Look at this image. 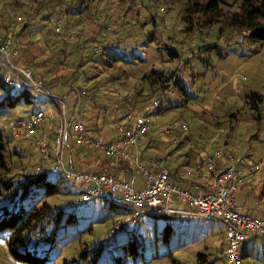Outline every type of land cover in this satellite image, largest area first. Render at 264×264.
Listing matches in <instances>:
<instances>
[{
    "label": "rangeland",
    "instance_id": "rangeland-1",
    "mask_svg": "<svg viewBox=\"0 0 264 264\" xmlns=\"http://www.w3.org/2000/svg\"><path fill=\"white\" fill-rule=\"evenodd\" d=\"M9 1L0 0V41L12 39L18 51L16 63L26 66L35 78H56L49 85L52 93L68 85L90 101L95 108L92 117L106 131L110 115L115 121L116 113L145 114L149 122L145 136L151 143L142 139L136 150L140 160H152L149 168L160 163L159 169L177 168L182 174H192L196 168L197 176L200 169L195 158L219 149L259 161L260 170L250 179L255 181L252 189H246V197L238 196L240 191L236 196L239 210L264 217V43L223 19L208 24L198 12L190 21L184 12L190 0H19L25 4L21 13ZM240 1L227 0L221 6L223 14L238 11ZM42 14L51 19L37 17ZM15 18L13 29L21 32L14 36L10 28ZM22 21L30 22L25 31L20 28ZM172 50L178 56H172ZM104 60L110 65L102 64ZM152 70L176 76L162 91L160 83L153 86V80L145 77ZM30 89L34 104L22 99L0 115L5 160L0 165V216L5 208L38 207L44 201L52 206L40 221L38 229L43 231L34 232L29 243L39 257L46 256L42 264H116L118 259L121 264H196L200 253L211 261L212 241L217 245L214 252L220 246L219 219L194 217L186 223L143 214L131 223L125 207L111 206L109 191L84 201L81 186L56 168L53 155L46 171L48 179L58 182V192L46 196L42 187H30L23 194L22 173L37 171L40 160L35 140L45 137L51 151L49 125L54 128L59 121L58 117L46 120L39 126L48 127L47 131L35 128L30 135L22 133L20 140L13 138V117L36 109L58 112L48 97ZM251 93L261 95V100ZM78 118L84 125L91 122L81 115ZM175 123L186 124L187 129L162 131ZM72 140L69 136L64 152L67 168ZM118 221L123 224L114 230ZM168 224L171 231L165 234ZM11 233L0 220V264H28L10 254ZM254 240L255 248L248 252L250 262L264 264V239Z\"/></svg>",
    "mask_w": 264,
    "mask_h": 264
},
{
    "label": "built area",
    "instance_id": "built-area-1",
    "mask_svg": "<svg viewBox=\"0 0 264 264\" xmlns=\"http://www.w3.org/2000/svg\"><path fill=\"white\" fill-rule=\"evenodd\" d=\"M56 29L59 31L58 27ZM17 54L11 38L0 41V57L3 58L6 69L4 82L11 86L18 78H24L30 88L55 100L59 104L60 112L48 113L36 109L26 116L13 119L10 123L13 138L22 139V133L27 135L44 121L49 119L53 121L58 117L51 144L54 164L56 168L63 170L66 178L81 186L84 201L100 197L109 191L111 194L109 200L115 205L125 207L131 223H136L143 214L177 215L185 220L190 217L219 219L223 223L227 264H248L242 252V245L251 234L264 238V217L238 210L235 206L234 192L239 186L251 182V177L261 168L259 161L247 156H236L222 149L214 153L202 152L196 160L200 172L196 179H193L200 191L194 192L191 187L173 181L168 170L159 169L155 165L152 166L153 169L149 168L151 165L148 164L152 160L147 162L139 159L136 148L149 128L145 114L135 117L130 114L124 116L118 125L119 136L113 140L95 138L87 132L83 121L78 118L80 116L78 105L68 107L63 98L51 94L44 83L35 78L26 66L15 62ZM157 104L156 101L153 106L157 107ZM161 129L165 133H172L187 129V125L175 123L171 128ZM69 136L77 144L100 150L108 158L133 161L141 181L135 184L111 172H96L91 168L77 170L71 165L67 168L64 152ZM35 144L46 158L48 144L45 137L35 140ZM122 224V221H118L114 230Z\"/></svg>",
    "mask_w": 264,
    "mask_h": 264
},
{
    "label": "trees",
    "instance_id": "trees-1",
    "mask_svg": "<svg viewBox=\"0 0 264 264\" xmlns=\"http://www.w3.org/2000/svg\"><path fill=\"white\" fill-rule=\"evenodd\" d=\"M17 1L10 0L8 3L10 4V6H13V10L20 9L18 11L21 13V7L25 4L22 3V1ZM226 2L227 0H190L189 4L184 9V12H186V18H189L190 21L193 18L192 15L198 12L201 13L202 16L206 17L208 24H213L219 21V19H223L228 25L232 26L235 29L248 30L250 37L254 41L264 43V0H241L238 11L223 14L221 6ZM51 13V10H49V15H51ZM51 16L48 17L42 14L37 17L48 20L51 19ZM18 18L21 21V15H18L17 19ZM16 22V18L12 20V28H10V31L14 36L21 32L20 30L16 32L14 31L13 25ZM22 22L24 23L20 24V28L22 29V31H25L30 26V22ZM7 25L9 26V24ZM170 54L172 56H178L175 50H172ZM111 59L114 60V58ZM103 62L106 65H110V63L105 60L102 61V64ZM3 63L4 62L0 63V115H3L11 108H14L18 103H20L22 99L25 103L34 104V99L32 98V91L29 84L28 86L20 85L19 87L15 84L10 86L4 82V76L6 72H4L3 65H1ZM175 76L176 75H174L173 73L170 75H166L163 72H155L154 70H152L151 75H147L145 77L148 79L151 78V81L153 80V86L160 83V86L163 87L162 91H165V89L168 87L169 82ZM53 79L55 80L56 78H51L49 82L43 81L44 86L47 87L51 85L54 82ZM175 83H177V80H175L174 84ZM251 95L255 99L261 100V95H257L255 93H251ZM49 99L51 98H48V100ZM58 110V112H60V107H58ZM17 117L20 116L17 115ZM17 117L15 116V118ZM37 127L39 128L40 126ZM3 148L4 141L2 140V137L0 135V165L2 166H4L5 164L4 156L1 152ZM103 171L104 170H99L96 172ZM22 175L24 177V180H21L20 184L24 186L23 194H25L30 187H42L45 191L46 196H50L58 192V182L48 179L47 171H24ZM109 201L111 203V206H115V204L111 200ZM5 209V213L0 216V220L3 219L4 224L12 232L8 240V248L12 257L28 264H42L46 256L39 257L36 254L35 250L32 249L33 246L29 245V243L31 235L34 232L43 231V228L38 229L41 225L40 221L50 214V212L52 211V206L44 201L38 207L25 208L24 206H20L19 208ZM162 217L165 216L162 215ZM170 231L171 226L168 224L167 226H165L164 232L165 234H169ZM39 237L40 236H37V238ZM116 264H121L120 259H118ZM196 264H212V262L207 261L205 255L200 253Z\"/></svg>",
    "mask_w": 264,
    "mask_h": 264
},
{
    "label": "crops",
    "instance_id": "crops-1",
    "mask_svg": "<svg viewBox=\"0 0 264 264\" xmlns=\"http://www.w3.org/2000/svg\"><path fill=\"white\" fill-rule=\"evenodd\" d=\"M16 60H17V58H16ZM1 65H3L4 72H6L4 64H1ZM36 78H38V77H36ZM38 79L41 80L42 82L43 81L49 82V80H51L48 76L46 78L44 77V79H40V78H38ZM20 84L28 86L27 80H25L24 78H21V77L18 78V81L15 83V85L20 87ZM65 87L66 88H64L63 91L59 92L58 94L52 93L49 86H47L46 88L50 91L51 94L63 98L68 107H71L73 105H78L82 119H83V117L86 120L91 119V122L88 121L87 122L88 125L87 124H85V125L87 127L86 128L87 132L89 134H91L93 137L99 138L98 134H101V135H104V137H101V138H104L106 140H113L117 136H119V134H118L119 127H118L117 121L121 118V116L125 115L124 112L114 114L113 116L119 115V118L115 119V121L112 120L113 117H111V115H110V121L111 122L109 123V126H108L109 130L106 131L105 127H103V128L99 127V120H96V119H94V117H92V114L95 111V108L92 106V103L90 101H87L86 99H82V96H79L78 94H76L75 93L76 91H72V89L68 85ZM48 101L54 102L57 105V108L59 107V104L55 100L49 99ZM89 106L92 108H90ZM14 118L15 117H13V119ZM13 119H11V121ZM49 126L51 129L50 130V134H51L52 132H54V128H51L52 125H49ZM46 128H48V127H46V126L44 127V125H43L39 128L37 127L36 130H41L42 132H44V130L47 131ZM32 131L33 130H31L29 132V135H30V133H32ZM109 131H110V133H109ZM113 131H114V134H112ZM72 141L73 142H71V144H69L70 148H69V153H68V162H69V165L73 166L75 169L83 170V169L91 168V169H94L95 171L104 170V171L111 172L113 175H115L117 177L126 178L135 184H137L141 181L140 174L136 172L135 167L131 162L108 158L100 150H95L91 147H85V146L77 144L74 140H72ZM143 141H145V142L147 141L146 143H151V138L145 136L141 142H143ZM39 152H40V160L36 164L37 165L36 166L37 171L38 172H46V167H50L51 164L53 163V159L51 156V155H53V152H52V150L50 151L49 146L46 149V153H47L46 158L44 157V154L41 150H39ZM197 154H200V152L198 153V151H197L196 155ZM196 160L197 159L195 158V161ZM158 164H159L158 165L159 168L163 167L160 163H158ZM164 167H165L164 169L167 168L169 170L168 172L170 173L171 177L174 179L175 182H177V183H179L185 187H191L194 192L200 191V188L196 185V183L193 182L194 181L193 179L196 177V173H197L196 168H195V172L193 170L192 174L190 171L183 172V174H182L180 169H177L175 167H174L175 169H172V167L169 168L167 166H164ZM178 171H179L180 175H178ZM254 184H255V181H254V183L250 182L247 185L239 186V188H237V190L234 192L235 206L238 210H239L240 203L238 205L236 193L238 191H240L238 196H244L245 191L251 190L252 186ZM247 195L248 194H246V196ZM246 196H244V197H246ZM244 212L252 214V215H257V213H252L251 211H244ZM125 213L128 214L127 210H125ZM165 217L166 218H179V220L181 222L184 221L186 223H191L193 221L192 218H194V217H190L189 219L185 220V219H182L181 217H179L177 215H167ZM257 236H259V235L251 234L249 236V238L245 241V243L242 245V252H243L245 259H246V262L248 264H252L250 262V255L248 252H249V249L254 250L255 245L253 242L255 241L254 238ZM225 244H226V242H225V236L223 233V223L220 221V246L217 250L215 249V252H214L213 248H217L216 240L212 241V244H211V248H212L211 253L213 254L212 259H211L212 264L214 261L216 264H218V261H220L219 264H227L225 253H224Z\"/></svg>",
    "mask_w": 264,
    "mask_h": 264
}]
</instances>
